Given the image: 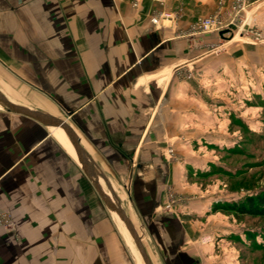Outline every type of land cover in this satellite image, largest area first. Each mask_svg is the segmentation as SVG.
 <instances>
[{
    "label": "crops",
    "instance_id": "1",
    "mask_svg": "<svg viewBox=\"0 0 264 264\" xmlns=\"http://www.w3.org/2000/svg\"><path fill=\"white\" fill-rule=\"evenodd\" d=\"M174 1L163 9L156 0H0V82L19 104L72 126L154 264H226L215 254L208 195L188 183L165 143L178 139L179 117L193 108L177 72L218 49L235 62L258 47L195 32L189 0ZM179 5L183 16L152 23L158 10ZM83 178L95 189L59 129L0 106V214L17 225L0 226V264H17L30 210L79 216Z\"/></svg>",
    "mask_w": 264,
    "mask_h": 264
},
{
    "label": "rangeland",
    "instance_id": "2",
    "mask_svg": "<svg viewBox=\"0 0 264 264\" xmlns=\"http://www.w3.org/2000/svg\"><path fill=\"white\" fill-rule=\"evenodd\" d=\"M189 2L193 26L201 17L218 16L226 25L220 31L225 43L258 48L238 55L235 62L233 55L218 49L204 63L177 72L182 93L192 92L187 101L193 108L191 115L179 117L185 126H179L178 139L169 137L165 147L182 163L194 190L208 195L209 226L219 259L225 256L226 264H264V219L215 209L264 191V42L254 38L258 29L264 30V0ZM159 4L163 8L168 0ZM178 9L183 16L180 5ZM212 31L215 28L202 33ZM0 88L20 103L8 86L0 82ZM84 185L76 218L74 211H29L27 240L18 234L17 264H145L118 214L107 210L83 178Z\"/></svg>",
    "mask_w": 264,
    "mask_h": 264
},
{
    "label": "water",
    "instance_id": "3",
    "mask_svg": "<svg viewBox=\"0 0 264 264\" xmlns=\"http://www.w3.org/2000/svg\"><path fill=\"white\" fill-rule=\"evenodd\" d=\"M0 104L3 105V107L11 113L32 118L50 127H61L62 129H64L71 143L79 154V161L82 165L83 172L97 190L106 208L110 212L115 211L124 221L125 225L127 226L128 230L130 231L131 235L135 240V243L142 255L145 264H154L145 246L143 235L139 232L133 220L128 215L125 207L122 205L121 200L119 199L117 193L115 192V189L113 188L109 179L106 177L105 173L82 146L79 135L72 128V126L66 120L60 117L12 101L9 97H7V95H5L1 91V89ZM91 165L94 167V169L91 168ZM101 179L105 182L107 189H105V187L102 185Z\"/></svg>",
    "mask_w": 264,
    "mask_h": 264
},
{
    "label": "built area",
    "instance_id": "4",
    "mask_svg": "<svg viewBox=\"0 0 264 264\" xmlns=\"http://www.w3.org/2000/svg\"><path fill=\"white\" fill-rule=\"evenodd\" d=\"M141 0H133V5L135 7H138ZM159 3H165L166 0H156ZM242 3H244V0H241ZM181 14L178 12L168 11L165 10L159 14H154L151 18L152 23L155 25L159 24L164 19H178L180 18ZM264 25V24H263ZM215 28L217 32L222 31L224 28H226V25L221 21V19L218 16H210V17H201L196 22L193 28L198 30L199 32H207L211 28ZM255 41L264 42V30L258 29L257 33L254 34ZM172 153L173 151L170 150ZM177 202V200L172 197L170 203L167 205V209L170 210V208L173 206V204ZM0 226L8 229L13 230L15 229V221L12 218L10 214H0Z\"/></svg>",
    "mask_w": 264,
    "mask_h": 264
},
{
    "label": "trees",
    "instance_id": "5",
    "mask_svg": "<svg viewBox=\"0 0 264 264\" xmlns=\"http://www.w3.org/2000/svg\"><path fill=\"white\" fill-rule=\"evenodd\" d=\"M215 209L234 211L241 216H252L264 219V191L256 195L247 196L239 202L217 205Z\"/></svg>",
    "mask_w": 264,
    "mask_h": 264
},
{
    "label": "bare ground",
    "instance_id": "6",
    "mask_svg": "<svg viewBox=\"0 0 264 264\" xmlns=\"http://www.w3.org/2000/svg\"><path fill=\"white\" fill-rule=\"evenodd\" d=\"M0 106L3 108V109H5L4 107H3V105H1L0 104ZM57 129H59V131L62 133V135H63V137L65 138V140H66V142L68 143V145H69V147H70V149H71V151L79 158V154H78V152L76 151V149L74 148V146H73V144L71 143V141H70V139H69V137L67 136V134H66V132L64 131V129H62L61 127H56ZM91 168L92 169H94V167L91 165ZM103 181V180H102ZM104 182V181H103ZM104 184H105V182H104ZM109 192V191H108ZM115 192H116V190H115ZM117 193V192H116ZM118 195V194H117ZM119 197V196H118ZM120 199V198H119ZM113 212H115V211H113ZM119 216V215H118ZM119 218H120V216H119ZM121 219V218H120ZM121 221L124 223V221L121 219ZM124 225H125V223H124ZM126 226V225H125ZM126 228H127V226H126ZM127 230H128V228H127ZM129 231V230H128ZM129 234H131L130 233V231L128 232ZM132 236V235H131ZM132 238H133V236H132ZM133 240H134V238H133ZM135 241V240H134ZM136 244V243H135ZM136 247H137V245H136ZM137 249H138V247H137ZM138 251H139V249H138ZM139 253H140V251H139ZM140 255H141V253H140ZM141 258H142V255H141ZM142 260H143V258H142ZM143 262H144V260H143ZM145 263V262H144Z\"/></svg>",
    "mask_w": 264,
    "mask_h": 264
}]
</instances>
